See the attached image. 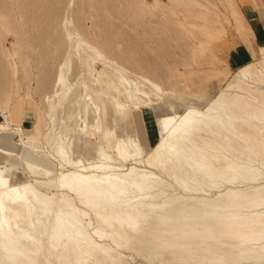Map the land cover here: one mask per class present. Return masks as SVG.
<instances>
[{
    "label": "rangeland",
    "instance_id": "1",
    "mask_svg": "<svg viewBox=\"0 0 264 264\" xmlns=\"http://www.w3.org/2000/svg\"><path fill=\"white\" fill-rule=\"evenodd\" d=\"M238 1L0 0V146L13 151L0 153V178L28 185L37 196L31 198L35 227L24 228L44 244L50 256L44 264H59L42 236L55 220L49 207L75 210L104 264H146L126 245L134 244L128 236L102 223L106 211L96 213L55 187L56 174L72 170L50 155L58 136L66 138L70 157L85 163L110 141L106 151L121 166L117 173L126 174L135 165L118 160L111 148L116 139L135 141L145 160L166 116L202 111L238 80L252 92L233 86L229 94L252 103L255 94L264 96L256 75L241 77L244 68L261 71L264 47L261 57L234 71L225 72L216 57V44L240 28Z\"/></svg>",
    "mask_w": 264,
    "mask_h": 264
},
{
    "label": "bare ground",
    "instance_id": "2",
    "mask_svg": "<svg viewBox=\"0 0 264 264\" xmlns=\"http://www.w3.org/2000/svg\"><path fill=\"white\" fill-rule=\"evenodd\" d=\"M255 70L244 68L241 77L254 74L264 83V62ZM243 83L229 84L202 111L163 118L145 160L135 141L116 139L111 148L118 160L135 165L126 174L117 173L121 166L106 151L110 141L85 163L73 160L66 138L58 136L50 157L72 171L57 173L55 187L96 213L106 211L102 223L128 236L134 244L126 245L146 264H264V96L255 94L259 101L252 103L228 93L233 86L251 93ZM29 173L37 175L35 168ZM32 193L28 185L0 178V264L50 262L44 244L24 228L35 227ZM46 212L55 220L46 222L42 236L59 264H104L74 209Z\"/></svg>",
    "mask_w": 264,
    "mask_h": 264
},
{
    "label": "crops",
    "instance_id": "3",
    "mask_svg": "<svg viewBox=\"0 0 264 264\" xmlns=\"http://www.w3.org/2000/svg\"><path fill=\"white\" fill-rule=\"evenodd\" d=\"M237 8L241 15L240 28L237 30L234 26L215 47L216 57L221 62L225 72L238 70L251 64L254 57L257 55L261 57L260 49L264 47V0H239ZM207 72L217 76L222 73V70L210 69ZM0 147L13 153L10 149Z\"/></svg>",
    "mask_w": 264,
    "mask_h": 264
}]
</instances>
